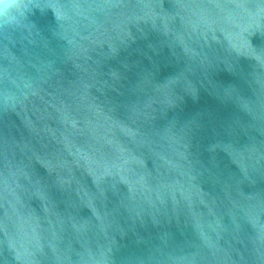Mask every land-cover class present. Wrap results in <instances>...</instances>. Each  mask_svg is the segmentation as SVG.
I'll return each instance as SVG.
<instances>
[{
	"label": "water",
	"instance_id": "95a60500",
	"mask_svg": "<svg viewBox=\"0 0 264 264\" xmlns=\"http://www.w3.org/2000/svg\"><path fill=\"white\" fill-rule=\"evenodd\" d=\"M0 264H264V0H0Z\"/></svg>",
	"mask_w": 264,
	"mask_h": 264
}]
</instances>
